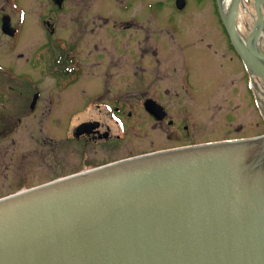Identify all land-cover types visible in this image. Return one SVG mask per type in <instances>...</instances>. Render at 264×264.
I'll list each match as a JSON object with an SVG mask.
<instances>
[{"label":"rangeland","instance_id":"obj_1","mask_svg":"<svg viewBox=\"0 0 264 264\" xmlns=\"http://www.w3.org/2000/svg\"><path fill=\"white\" fill-rule=\"evenodd\" d=\"M186 1L176 10L174 0H66L56 12L50 0H18L28 15L16 42L0 35V199L143 154L264 135L262 84L249 79L214 0ZM242 1L235 23L247 38L254 5ZM11 3L0 0V11L18 19ZM71 56L80 72L62 80L54 60ZM146 99L165 122L146 115ZM84 122L110 140L74 139Z\"/></svg>","mask_w":264,"mask_h":264},{"label":"water","instance_id":"obj_2","mask_svg":"<svg viewBox=\"0 0 264 264\" xmlns=\"http://www.w3.org/2000/svg\"><path fill=\"white\" fill-rule=\"evenodd\" d=\"M253 3L244 43L241 0L227 18L217 8L264 99V10ZM144 108L165 116L151 100ZM0 264H264V135L133 157L2 198Z\"/></svg>","mask_w":264,"mask_h":264},{"label":"flooded vegetation","instance_id":"obj_3","mask_svg":"<svg viewBox=\"0 0 264 264\" xmlns=\"http://www.w3.org/2000/svg\"><path fill=\"white\" fill-rule=\"evenodd\" d=\"M65 1L66 0H50V2L55 6V11L56 12L64 10ZM9 2H10V0H5L6 5H7V3L9 4ZM11 2H12L11 5L14 6V9L17 11L18 19L14 18L13 15L10 12H5V9L3 8L0 11V35L6 36V37H9V38H13L12 40H14V42H16V38L19 35L20 30L23 28L25 19H26L27 15H28V13H27V9L28 8L20 5L18 0H11ZM5 23L8 24V26L10 27V30L7 31L9 34H4L5 31L3 30V26H4ZM44 24H45V26L48 27V35L49 36H53L54 35L53 26L50 23H48V22H45ZM48 42H49V44L51 46L54 45L52 43V41L48 40ZM65 47L69 48V46L66 45V41L63 43V45L60 44V48H65ZM17 58L20 59L19 56ZM54 61H55V64L57 66L62 68V70H66V71H61L62 80H63V78L64 79H70L73 76L75 78L78 77V73L80 72V68L78 66L72 68V66H71L72 63H74V62L76 64H79L80 59L78 57H76V59L73 56H71L70 58L60 57L59 60L57 58ZM28 62H29V64H28ZM28 62H27V59H26L25 60V64L27 65V69L29 70L31 68V65L34 62L29 61V60H28ZM67 65H69V66H67ZM7 69L9 71H11V72L13 71V68H11L9 66H7ZM19 76H22L21 78L30 79L29 78L30 75L28 73H21V75H19ZM35 95L36 94H34L33 97ZM36 100H38L37 97H36ZM146 100H144V102ZM144 102L141 103L143 110H144ZM77 110H79V109H77ZM121 113H122V108L117 106L115 108V110H114V114L117 117H119L121 115ZM145 113L151 120H153L156 123H162V122L166 121L165 117H164V119L162 121H155L146 111H145ZM128 117H129V115H128ZM169 122L170 121H167V123H169ZM84 124H92L93 128L90 130L91 131L90 133H84V134H82L80 136H75V130H76L75 129L74 132H73V136H74V139H76L77 141L83 140L84 142L88 143V142H93V141H97V140H103L105 142L110 140L109 129L108 128L105 129V133H104V132L100 131V128H102L101 125H99L98 123H90V122H84L82 124H79V125H77L76 128H78L79 126L84 125ZM171 126H172V124H171Z\"/></svg>","mask_w":264,"mask_h":264},{"label":"bare ground","instance_id":"obj_4","mask_svg":"<svg viewBox=\"0 0 264 264\" xmlns=\"http://www.w3.org/2000/svg\"><path fill=\"white\" fill-rule=\"evenodd\" d=\"M216 1H217V5H218L220 11L222 12L223 16L225 18H227V15H228L230 7H231V0H216ZM260 4H261V6L263 7V10H264V0H260ZM239 18L242 19V17L240 15H239ZM262 26H263L262 36H261L260 41H258V43H257V48H258V50L260 49L261 51L264 50V20H263ZM236 31H237V36H238L239 40H241V42L244 43L245 39L242 38V34L240 33L239 29L237 28ZM90 132L91 131H89V133ZM43 185H45V184H43Z\"/></svg>","mask_w":264,"mask_h":264}]
</instances>
